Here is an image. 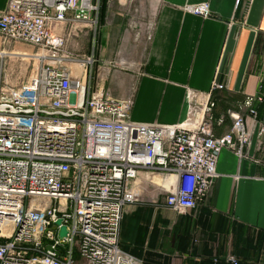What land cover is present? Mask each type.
<instances>
[{
  "label": "built area",
  "instance_id": "obj_1",
  "mask_svg": "<svg viewBox=\"0 0 264 264\" xmlns=\"http://www.w3.org/2000/svg\"><path fill=\"white\" fill-rule=\"evenodd\" d=\"M98 8L95 0H7L0 12L2 45H28L36 60L19 85L0 81V264H143L119 246L140 174L160 176L163 205L183 215L208 201L222 149L247 157L248 116L263 139L257 93L226 108L217 123L229 117L231 125L214 134L210 96L225 89L215 77L206 92L187 89L185 119L173 124L133 121L131 97L92 91L93 56L74 55L71 32L61 30H95ZM187 10L210 13L208 2ZM222 258L238 264L230 249Z\"/></svg>",
  "mask_w": 264,
  "mask_h": 264
},
{
  "label": "crops",
  "instance_id": "obj_2",
  "mask_svg": "<svg viewBox=\"0 0 264 264\" xmlns=\"http://www.w3.org/2000/svg\"><path fill=\"white\" fill-rule=\"evenodd\" d=\"M95 1V30L78 23L61 32H71L74 55L93 56L92 91L132 98L133 121L181 122L187 89L206 92L215 77L225 85L210 96L214 134L221 135L231 125L229 117L217 123L226 108L246 94L264 96V0ZM201 2H208V16L187 10ZM6 4L0 0V12ZM256 110L264 124V101ZM246 125L247 157L221 150L211 195L198 210L178 215L166 208L163 180L142 172L133 184L136 200L124 206L120 248L143 264H230L222 258L228 249L241 264H264V161L255 160L264 135L250 116Z\"/></svg>",
  "mask_w": 264,
  "mask_h": 264
},
{
  "label": "rangeland",
  "instance_id": "obj_3",
  "mask_svg": "<svg viewBox=\"0 0 264 264\" xmlns=\"http://www.w3.org/2000/svg\"><path fill=\"white\" fill-rule=\"evenodd\" d=\"M91 46H92V43H91ZM15 50H21L24 52H29L31 54L35 51L32 47L22 44V43H15L12 45L10 44L8 46H4L2 45L0 41V51L10 52V51H15ZM13 54L15 53L13 52ZM35 65H36V60L32 57L26 60V59H22L21 56H17V55H9V54L4 55L2 57V65L0 67L1 80L2 81L5 80V82H7V86H17L22 81L26 80L29 77ZM2 84L4 83L2 82ZM155 175L156 174L151 175V176L153 177ZM160 179L163 180L161 177ZM158 185L162 186V184H158ZM159 191L161 192V193L158 192L159 194H162V195L165 194L164 189L159 190Z\"/></svg>",
  "mask_w": 264,
  "mask_h": 264
},
{
  "label": "water",
  "instance_id": "obj_4",
  "mask_svg": "<svg viewBox=\"0 0 264 264\" xmlns=\"http://www.w3.org/2000/svg\"><path fill=\"white\" fill-rule=\"evenodd\" d=\"M61 218H58L56 221H55V224L56 225H60L61 224ZM67 234V230H66V226L62 225L59 229H58V233H57V236L59 239H62L64 236H66ZM65 244V243H63Z\"/></svg>",
  "mask_w": 264,
  "mask_h": 264
},
{
  "label": "bare ground",
  "instance_id": "obj_5",
  "mask_svg": "<svg viewBox=\"0 0 264 264\" xmlns=\"http://www.w3.org/2000/svg\"><path fill=\"white\" fill-rule=\"evenodd\" d=\"M2 52V53H1ZM0 52V55L3 56L6 51H1ZM14 53L17 55V56H21L22 59H26L28 60L30 57H32V54L29 53V52H22V51H18V50H15ZM13 54V53H12ZM11 55V54H10ZM32 58H35V57H32Z\"/></svg>",
  "mask_w": 264,
  "mask_h": 264
},
{
  "label": "trees",
  "instance_id": "obj_6",
  "mask_svg": "<svg viewBox=\"0 0 264 264\" xmlns=\"http://www.w3.org/2000/svg\"><path fill=\"white\" fill-rule=\"evenodd\" d=\"M210 264H224V263L223 261L217 260L216 262L210 261ZM238 264H241L240 261L238 262Z\"/></svg>",
  "mask_w": 264,
  "mask_h": 264
}]
</instances>
